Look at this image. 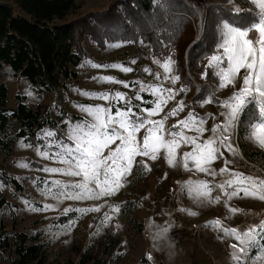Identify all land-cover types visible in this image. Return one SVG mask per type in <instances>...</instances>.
Wrapping results in <instances>:
<instances>
[{
  "label": "snow or ice",
  "instance_id": "1",
  "mask_svg": "<svg viewBox=\"0 0 264 264\" xmlns=\"http://www.w3.org/2000/svg\"><path fill=\"white\" fill-rule=\"evenodd\" d=\"M231 4V0H228ZM250 4L258 9L255 13L257 19L247 27L233 26L224 21L217 23L216 43L203 65L201 77L205 80H213L215 84H206L198 89L197 97L203 96L198 102L211 104L214 101L223 109L219 112L222 117L220 123H213L211 135L202 139L208 129L206 122L212 113L201 116L194 111L188 112L186 118L178 120L170 128H165V121L169 116H176L183 112L186 105L183 100L163 117L156 120L152 117L164 110L163 106L169 100H173L179 93H186L191 80L186 79L179 89L165 87L163 83L155 85L144 84L136 80L133 82L119 81L113 76L94 77L98 82L122 83L125 88L129 83L139 85L136 92V100H142V93H147L152 99L145 101L151 107H141L133 104L132 98L124 92H93L77 89L80 95L103 100L107 107L102 104L81 105L75 104L85 117L73 120L69 117L62 120L59 127L65 130L42 128L36 135L35 151L38 156L59 163L60 167L44 166L45 173L62 175L65 177H78L77 182H66L61 179H43L33 177L34 186L39 185L38 191L46 197L57 201L90 200L111 197L124 187L123 181L131 175L135 165L141 166L145 171H151L144 157L156 161L163 153V157L170 167H182L185 171L203 173L213 180L219 176H227L222 182L212 185L205 179H191L178 182L180 191L201 203L210 202L217 204L221 196L212 197L213 188H218L224 197L225 203L233 198H252L264 201V178L246 175L244 172L233 171L229 168L230 160H224V166L217 171L212 167L213 162L225 156V152H236L235 140L237 130L241 126L242 115L247 112L251 105L253 111L249 114L246 125L245 140L253 143L258 149L264 151V0H250ZM191 7V6H190ZM213 7V6H209ZM215 7H219L218 5ZM194 12L196 9H193ZM234 13L252 11L251 8H230ZM203 30V13H201ZM128 23H131L130 21ZM137 29V33H138ZM179 29H177V32ZM258 34V38L254 39ZM175 39V34H170V41ZM133 37L121 39L118 42H107L105 46L115 49L128 43H135ZM139 43L144 44V38ZM153 63L163 69V74L155 73L157 81H168L176 85L182 79L176 61L173 59L175 52L170 50L167 56L163 49L168 47L163 41L158 40ZM132 64L136 60H131ZM85 65L95 68L119 69L124 73L133 71L131 67L123 63L97 64L91 60L85 61ZM200 66V65H198ZM144 72L151 74V69L145 66ZM240 85L237 90L231 91L226 99H218L214 95L216 87L227 88L235 85L237 78ZM206 93V95L204 94ZM28 96H33L31 91ZM197 101H194V103ZM56 109L54 103L49 111ZM60 115L63 116L61 110ZM187 131L195 135H187ZM23 138L18 142V147H32V142ZM114 145V147H113ZM182 146H191L190 151L178 152ZM179 155V159L177 158ZM17 167L31 168L30 157H24L14 161ZM189 164L192 167H189ZM167 178V174H165ZM5 184L0 180V191ZM27 210L32 212L52 210V204H43L36 207L35 201L23 200ZM120 204L111 206V211L119 213ZM102 207V205H101ZM181 211L189 215L197 213L181 208ZM100 207L66 208L64 215L69 212L79 213L80 216L89 212H99ZM232 213L240 212L239 208H231ZM79 219V216L77 217ZM112 219L109 213H105L102 223L107 224ZM76 220H69L65 228L70 230L75 226ZM205 227H211L223 233L221 239L233 238L236 243L230 244V259L232 264H264V220L241 230L238 227H225L219 218L207 221ZM119 227V225H117Z\"/></svg>",
  "mask_w": 264,
  "mask_h": 264
},
{
  "label": "rangeland",
  "instance_id": "2",
  "mask_svg": "<svg viewBox=\"0 0 264 264\" xmlns=\"http://www.w3.org/2000/svg\"><path fill=\"white\" fill-rule=\"evenodd\" d=\"M108 1L77 0L79 4L77 13L100 10L105 7ZM220 1L223 2V0ZM224 1L234 8H244V5H240L234 0H231V4L228 3V0ZM248 1L250 2V0ZM252 7L255 12L258 11L254 6ZM208 17L209 19L203 24L205 27L215 28L218 22L224 21L231 23L228 19L214 17V15ZM211 18L213 19L211 20ZM197 29L194 26L192 37L196 41L198 40L196 37ZM214 32L216 34V28ZM139 41L140 38L135 43H128L115 49H109L106 46L98 47L94 42L87 41L86 48L94 57L91 61L101 65L119 62L126 67H131L133 71L124 73L119 69L90 67L85 65V61H87L85 60L77 68L76 82L68 90L57 89L55 94L39 96L24 77L15 78L9 71L11 70L10 67L4 65L5 68H0V81L7 86L6 105L9 108L16 107L18 101L15 95L16 93L22 94L26 97V103L30 107L39 106L42 112H47L50 116L59 119V125L62 124V120L67 119V117L60 119L61 108H64L68 114L85 117V113L75 107L73 102L81 105L102 104L107 107L105 101L80 95L76 91L77 89L93 92H124L132 98L133 104L151 107V104L145 103V101L152 99L147 96V93L141 94L142 100H136L135 96L139 90V85L129 83V86L125 88L122 83L98 82L93 79L98 76H113L119 81L133 82L139 80L146 85L163 83L165 87L179 89L181 86L179 81L176 85H172L168 81L156 80L155 73L163 74V69L153 63L148 44L141 45ZM133 59L136 60L135 64L131 63ZM145 66L151 69V74L143 71ZM240 83L238 77L235 85L227 88L216 87L214 95L226 99L231 91L238 89ZM228 90H230L229 93ZM28 91H31L33 96H28ZM190 99V90L186 93H179L175 99L169 100L163 106L162 112L152 118L163 119L168 112L176 107L179 101L183 100L186 105L184 111L176 116H169L165 121V128H170L178 120L186 118L190 111L201 116L212 113L215 119L210 117L205 124L208 131L202 139H206L211 135L212 124L222 121L223 118L219 116V112L223 109L215 101L211 104L201 105L199 100L191 101ZM194 101L197 102L194 103ZM54 103L56 109L50 112L49 109ZM252 111V106H249L244 117L249 116ZM246 124L247 122L241 123L237 130L235 154L225 152V156L213 162L212 167L219 171L224 166V160L228 159L231 161L229 164L231 170L264 178V161L261 159L250 162L242 155L241 141L250 151H262L250 141L245 140L246 129L243 125ZM186 134L195 135L194 132L187 130ZM20 140V138L14 140L9 155L0 149V177L5 172L7 178H15L21 184L20 189L15 188L10 183L5 184L4 189L0 191V195L5 196L12 204L0 212V220L6 229L41 231L48 241V254L45 264H74L83 251L90 252L95 257H101L107 264H232L229 245L236 243V241L233 238L221 239L223 233L214 228L205 227V223L219 218L225 227H238L243 230L264 220V201L241 197L233 198L226 204V197L215 187L212 197L220 195L221 201L219 203H201L193 200L186 193L180 191L178 182L186 181L189 178L205 179L215 185L222 182L227 176L218 175L213 180L212 177L203 173L185 171L179 166L170 167L164 159L163 153L156 161L137 157V160L145 159L151 171H145L141 166L135 165L131 175L123 181L124 187L114 196L103 197L98 200L65 199L57 201L42 195L38 191L39 185L34 186L31 178L61 179L73 183L77 182L79 178L45 173L42 170L44 166L60 167L62 165L38 156L33 145L29 148L18 147ZM190 150L191 146H182L178 152L182 154L183 151ZM24 157L31 158L33 162L31 168L17 167L14 164V161ZM177 158L179 159V155ZM34 162L41 163L42 167L34 165ZM189 167L192 165L189 164ZM165 174H167V178H165ZM25 199L35 201L34 206L36 207H41L47 203L52 204L54 208L48 211L32 212L27 210L23 203ZM117 204L122 205L118 214L111 211V206ZM83 207H100V211L89 212L82 216L76 212H69L67 219L60 220V217L64 215V209ZM181 208L197 214L189 215L188 212L181 211ZM231 208H239L240 212L234 214L230 211ZM105 213L112 216L107 224L102 223ZM78 216L79 219H77ZM72 219L76 220V224L67 230L65 226ZM139 224H141L142 229L138 230ZM109 231L119 238L112 254H109L107 247ZM0 264L10 263L0 259Z\"/></svg>",
  "mask_w": 264,
  "mask_h": 264
},
{
  "label": "trees",
  "instance_id": "3",
  "mask_svg": "<svg viewBox=\"0 0 264 264\" xmlns=\"http://www.w3.org/2000/svg\"><path fill=\"white\" fill-rule=\"evenodd\" d=\"M234 1L252 11L234 13L229 10L234 6L227 5L224 0H109L102 9L84 13H77V0H0V68L9 66L11 75L18 79L24 77L39 96L55 94L59 88L68 90L77 80V68L81 63L94 58L86 48L87 41L105 47L106 41L117 42L121 37H133L135 41L144 38L153 58L160 40L168 45L163 49L165 56L170 50L175 52L173 59L182 77L180 85L190 78V100H200L203 96L197 97L198 89L216 83L200 75L206 64L202 57L210 54L216 43L214 27L203 26L201 30V13L203 24L213 15L242 28L257 19L248 0ZM194 26L198 28L197 41L192 38ZM170 34H175L172 42H169ZM6 96L7 86L0 81V149L5 154L11 153L15 139L28 138L26 142L31 141L36 146L38 131L42 128L57 130L60 126L59 119L42 112L39 106L30 107L24 95L16 93L18 103L12 108L7 107ZM61 110L63 116L59 115L60 119L70 117L73 122L82 119L68 114L64 108ZM244 114L241 123L245 124L249 116L244 117ZM62 129L59 127L58 130L63 132ZM240 129L242 131V127ZM240 148L250 162L264 161L263 151H250L242 141ZM34 165L42 167L39 162ZM0 179L4 184L21 187L17 179L7 178L5 172ZM10 206L11 202L0 195V212ZM68 215H63L60 220L64 221ZM139 229H142L141 224ZM118 242L119 238L109 231V254L114 252ZM47 254L48 241L41 231L6 229L0 220L1 260L10 264H45ZM74 264L107 263L101 257L83 251Z\"/></svg>",
  "mask_w": 264,
  "mask_h": 264
},
{
  "label": "built area",
  "instance_id": "4",
  "mask_svg": "<svg viewBox=\"0 0 264 264\" xmlns=\"http://www.w3.org/2000/svg\"><path fill=\"white\" fill-rule=\"evenodd\" d=\"M257 38H258V36L254 37V39H257Z\"/></svg>",
  "mask_w": 264,
  "mask_h": 264
}]
</instances>
